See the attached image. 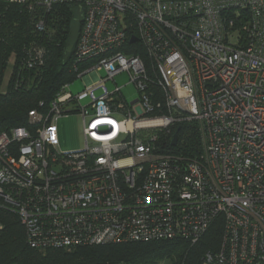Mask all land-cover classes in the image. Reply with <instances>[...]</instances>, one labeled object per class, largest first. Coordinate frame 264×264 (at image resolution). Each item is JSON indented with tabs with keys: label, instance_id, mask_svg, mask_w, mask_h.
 <instances>
[{
	"label": "built area",
	"instance_id": "obj_1",
	"mask_svg": "<svg viewBox=\"0 0 264 264\" xmlns=\"http://www.w3.org/2000/svg\"><path fill=\"white\" fill-rule=\"evenodd\" d=\"M1 1L82 14L73 69L85 88L65 83L28 127L0 133L2 206L28 244L195 243L219 223L203 264H264V0ZM44 54L31 47L23 66ZM122 72L139 92L131 102L106 85ZM71 111L84 143L62 150L57 121ZM190 122L201 150L167 151L165 136Z\"/></svg>",
	"mask_w": 264,
	"mask_h": 264
},
{
	"label": "trees",
	"instance_id": "obj_2",
	"mask_svg": "<svg viewBox=\"0 0 264 264\" xmlns=\"http://www.w3.org/2000/svg\"><path fill=\"white\" fill-rule=\"evenodd\" d=\"M76 9L74 3H57L47 10L0 0V133L28 127L29 111L48 108L62 85L77 77V41L68 48ZM40 18L46 22L44 31L36 27ZM33 46L44 49V64L28 69L23 65ZM8 67L11 75L2 90ZM177 130L178 142L172 146L170 136L174 138ZM165 139L169 152L194 156L201 150L194 122L176 124ZM2 203L0 197V264H203L204 254L217 249L222 233V225L215 223L195 243L176 238L41 250L28 244L19 215Z\"/></svg>",
	"mask_w": 264,
	"mask_h": 264
},
{
	"label": "rangeland",
	"instance_id": "obj_3",
	"mask_svg": "<svg viewBox=\"0 0 264 264\" xmlns=\"http://www.w3.org/2000/svg\"><path fill=\"white\" fill-rule=\"evenodd\" d=\"M81 11L76 9L75 18L71 27V35L69 40L68 48L71 50L74 47L75 42L78 40L82 16ZM11 75V68L8 67L5 75V80L2 85V90H5L8 85V80ZM99 75L103 76L104 72H99ZM117 85L111 80L106 83L107 88L112 91L119 86L122 88V93L130 102L138 98L139 92L136 88V85L130 81L129 74L127 72H122L118 74L115 78ZM86 86V77H77L75 78L70 85V90L73 94L81 92ZM97 95H100L102 92L98 90ZM87 101V100H86ZM84 101V103H86ZM59 137H60V147L62 150H72L81 148L84 143V137L82 134V116L78 111H71L66 115L60 117L57 121ZM159 264H167L165 261L160 262Z\"/></svg>",
	"mask_w": 264,
	"mask_h": 264
},
{
	"label": "water",
	"instance_id": "obj_4",
	"mask_svg": "<svg viewBox=\"0 0 264 264\" xmlns=\"http://www.w3.org/2000/svg\"><path fill=\"white\" fill-rule=\"evenodd\" d=\"M136 40H137L136 36H132L131 37V41L135 42ZM177 142H178V130H177V132L174 135V138L172 140V145L175 146L177 144Z\"/></svg>",
	"mask_w": 264,
	"mask_h": 264
}]
</instances>
